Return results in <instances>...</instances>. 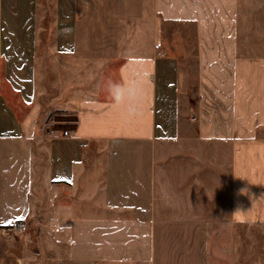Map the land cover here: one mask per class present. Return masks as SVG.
I'll use <instances>...</instances> for the list:
<instances>
[{
	"label": "crops",
	"instance_id": "1",
	"mask_svg": "<svg viewBox=\"0 0 264 264\" xmlns=\"http://www.w3.org/2000/svg\"><path fill=\"white\" fill-rule=\"evenodd\" d=\"M42 37L115 80L70 125L0 98V227L36 230L0 264H210L208 227L264 231V0H0L11 88Z\"/></svg>",
	"mask_w": 264,
	"mask_h": 264
},
{
	"label": "rangeland",
	"instance_id": "2",
	"mask_svg": "<svg viewBox=\"0 0 264 264\" xmlns=\"http://www.w3.org/2000/svg\"><path fill=\"white\" fill-rule=\"evenodd\" d=\"M41 23L47 28L50 19H42ZM45 45V38L42 37L36 64L29 67L28 71L32 80L24 91L20 90V87L25 86L23 82L16 83V90L8 85L5 81V67L0 66V98L8 110L15 111L16 120L23 116L32 102L38 101L46 122H55L54 126L62 125L61 123L73 124L76 103L91 95L94 99L103 98L105 88L115 80L116 67L98 62H75L68 54L56 56L53 52L48 53L44 50ZM58 57L60 58L57 59ZM18 72L20 74L21 71ZM22 95L30 100L25 101ZM222 229L223 227H208L207 230H212L209 241L212 246L218 245L221 251L232 252L211 253L210 264H259L264 246V231L259 228L237 230L232 236ZM35 231L34 227L27 225L26 233L21 235L0 232V253H21L23 237L29 233L33 235Z\"/></svg>",
	"mask_w": 264,
	"mask_h": 264
},
{
	"label": "built area",
	"instance_id": "3",
	"mask_svg": "<svg viewBox=\"0 0 264 264\" xmlns=\"http://www.w3.org/2000/svg\"><path fill=\"white\" fill-rule=\"evenodd\" d=\"M54 123L55 122H50V123L46 124L44 127H46L48 125H54ZM61 124L70 125V123H61ZM62 136L66 137L68 139L73 138L71 130L63 131ZM26 231H27L26 223L24 221H17V220L9 221L6 223V225L4 227L0 228V232H4L6 234H13V235H21L23 233H26Z\"/></svg>",
	"mask_w": 264,
	"mask_h": 264
},
{
	"label": "clouds",
	"instance_id": "4",
	"mask_svg": "<svg viewBox=\"0 0 264 264\" xmlns=\"http://www.w3.org/2000/svg\"><path fill=\"white\" fill-rule=\"evenodd\" d=\"M240 194H241V195H244V194H246V193L242 190Z\"/></svg>",
	"mask_w": 264,
	"mask_h": 264
}]
</instances>
